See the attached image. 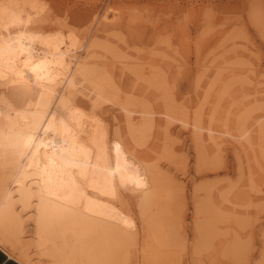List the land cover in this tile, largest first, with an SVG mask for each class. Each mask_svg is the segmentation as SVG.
Masks as SVG:
<instances>
[{
    "label": "rangeland",
    "instance_id": "obj_1",
    "mask_svg": "<svg viewBox=\"0 0 264 264\" xmlns=\"http://www.w3.org/2000/svg\"><path fill=\"white\" fill-rule=\"evenodd\" d=\"M3 9L0 43L62 40L69 66L52 104L100 122L113 203L136 225L68 264H264V0H0ZM35 94L0 85V115L11 116L0 120L39 110ZM0 152L24 231L0 232L1 246L36 262L35 198L17 200L12 148Z\"/></svg>",
    "mask_w": 264,
    "mask_h": 264
},
{
    "label": "bare ground",
    "instance_id": "obj_2",
    "mask_svg": "<svg viewBox=\"0 0 264 264\" xmlns=\"http://www.w3.org/2000/svg\"><path fill=\"white\" fill-rule=\"evenodd\" d=\"M1 12L2 10L0 20L7 11ZM6 39V42L4 39V43H0V85L21 83L34 88V96L40 107L32 113L16 111L10 123L0 120V144L10 146L13 151L10 157L13 162L11 183L15 185L17 200L22 206H31L32 199L35 198L33 244L39 257L34 262L24 250L16 255L13 251L4 249L1 241L0 250L18 264H41L46 259L52 260L53 264H68L80 252L97 253L99 246H109L110 238L125 236L128 231H134L136 225L129 214L113 203L117 183L100 122L91 115L84 114L79 108L69 106L67 102L52 104L55 83L60 75L63 76L62 69L67 65L65 56L59 52L63 46L62 40L52 42L50 39L51 42L45 41L40 44L42 46L34 47V42L18 46L16 41L18 44L15 46L16 44L10 43V38ZM72 80L69 81L70 85ZM104 96L100 99H105ZM99 102L101 101L98 99L97 103ZM126 112L124 110L127 118ZM148 117L145 120L147 122L150 120ZM139 118H143V113ZM198 122L196 124L201 126V122ZM245 128H241V131ZM209 129L211 130V126ZM245 134L244 141L250 138L249 133ZM248 142L250 143L249 140ZM4 160L7 158L0 152V165ZM14 196L7 185V176L1 175L0 232L19 238L24 231L15 214ZM70 241L73 244L68 247Z\"/></svg>",
    "mask_w": 264,
    "mask_h": 264
},
{
    "label": "water",
    "instance_id": "obj_3",
    "mask_svg": "<svg viewBox=\"0 0 264 264\" xmlns=\"http://www.w3.org/2000/svg\"><path fill=\"white\" fill-rule=\"evenodd\" d=\"M9 260L11 259H9L6 254L2 250H0V264H5Z\"/></svg>",
    "mask_w": 264,
    "mask_h": 264
},
{
    "label": "trees",
    "instance_id": "obj_4",
    "mask_svg": "<svg viewBox=\"0 0 264 264\" xmlns=\"http://www.w3.org/2000/svg\"><path fill=\"white\" fill-rule=\"evenodd\" d=\"M8 264H16V263L13 262V261H11V260H9V261H8Z\"/></svg>",
    "mask_w": 264,
    "mask_h": 264
},
{
    "label": "crops",
    "instance_id": "obj_5",
    "mask_svg": "<svg viewBox=\"0 0 264 264\" xmlns=\"http://www.w3.org/2000/svg\"><path fill=\"white\" fill-rule=\"evenodd\" d=\"M7 263H8V261L5 264H7Z\"/></svg>",
    "mask_w": 264,
    "mask_h": 264
},
{
    "label": "flooded vegetation",
    "instance_id": "obj_6",
    "mask_svg": "<svg viewBox=\"0 0 264 264\" xmlns=\"http://www.w3.org/2000/svg\"><path fill=\"white\" fill-rule=\"evenodd\" d=\"M8 264V263H7Z\"/></svg>",
    "mask_w": 264,
    "mask_h": 264
}]
</instances>
